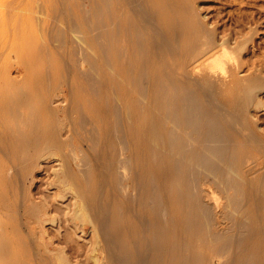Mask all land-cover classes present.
<instances>
[{
    "label": "rangeland",
    "instance_id": "1",
    "mask_svg": "<svg viewBox=\"0 0 264 264\" xmlns=\"http://www.w3.org/2000/svg\"><path fill=\"white\" fill-rule=\"evenodd\" d=\"M28 1L30 4V8L33 12V13L31 12L33 24L30 25V29H29L30 31L28 30L29 33L27 34L26 39L22 38V39H20V42L16 44V52L18 54H16L15 57L16 58L18 57L19 61L17 63H13L14 66L11 67L10 72L15 77V84H16L15 89H16V92H18L17 95L20 94V96H22V97L24 96L23 101H25V102L20 107L22 109V111H24V113L29 114V112H30L29 111L30 110L29 105L31 104V107L35 106V108L38 109L37 111L40 112L41 119L43 120L44 123H46V121H48L49 117H50V115L47 114L43 110L46 103H47L46 105L49 104L51 107H54V108L60 107L61 109H63V112L59 113V117L61 118V123L59 124L61 126H59V129L61 127V129H60L61 133L60 134H61L62 140L64 141V143H65V141H66V143L67 142L68 143L66 145L64 144V145H61L59 147H51L52 142H50V144H49L50 146L48 145V148H46V151L43 152L42 158L40 160L41 161V163H40L41 167L36 168L33 171V174H34L32 177L33 183L31 185V192H32L33 197L36 198L35 201H38L42 198H46L49 200L50 203L52 202V200H53V202H56V206L54 207V211H52V213H55V214L59 213L57 211V208L63 210V213L65 211H67V212H70L72 214L73 211L75 210V208L79 207V205L75 206V204L74 205L71 204V202L73 200L72 198L69 199V197L71 196V193L68 195H65L64 198L59 197L56 199L54 197L55 196L54 194L58 188V185H63L65 183H67L65 185H68V184L75 185V184H82V183L86 182V181H82L81 177L76 173H74V175L68 174L65 170L67 163L74 164L76 157H79L80 154H82L84 152H90V151L92 152V150H93L92 153H94V154L99 153V154H96V156L98 158H100L99 161L101 162V158L103 157V155L106 154L104 152H107L108 149H111L110 141L107 138H105L106 137L105 135L107 133V129L109 128L111 115H109L108 111H105V109L107 110L112 103L117 105V106L120 104L121 109L122 110L124 109L123 114L125 113L124 115H126V116L130 115L128 117V120L130 119L128 122L131 125L129 127V130H128L129 134H128V131H126V134H125V136H127V134H128V136H127V140H129L128 148L124 149V151H122V153H121V150H119V148L116 147L115 153L117 155H119V154L122 155L121 157L130 158L131 154H134L135 152H137L139 150L140 152H142V158L144 159V161L146 162L148 160L147 161L148 163L147 162L145 163L143 161V159L141 158V160H142L141 164L143 162V166H144L143 169L146 168L144 171H146L147 173H151L152 172L151 170L153 169V167H151L152 165L150 166V161L153 160L154 155L158 154L159 151H160L159 154H161V156H164L162 158L165 161H167V160H168V162L170 161V159H169L170 156H168V155L171 153L170 152L171 149H170V151H168L167 148L165 147V145L160 144L157 140H155V138L153 137V134H151V132L147 129H148L149 125L151 123H153L154 121L156 122L157 126H159L158 123L160 122L159 123L160 127H163V125H166V127L171 125V123L169 121H166L164 118L166 113L168 114V112L169 113L173 112L175 107H176L174 105H170L171 101H172L171 99L173 97L171 93L177 92L179 94V96H181L183 93H185L187 91V89L195 91L194 93L195 94L197 93V96L199 98H202L203 100H207L210 104V106L208 108H206L205 111L209 112V114L212 115L210 117V119L212 121H214V123H209V124L210 125L216 124L215 127L217 126L218 128H220L223 126V123H222V120L216 119V114H217L216 110L218 112L219 111L227 112L228 110L226 111V109H234L237 106H238L237 110L240 109L239 108L240 103L238 100L240 91L238 94L236 93V91H237V88H239V90H241V92H243L245 90V87L243 84L244 82H242L241 78L248 76L251 73L252 69L254 70V71L252 70V72H256V71L260 72L261 71L262 74H264V65H263L264 64V62H263L264 61V0H195V1L192 0L196 3V5L198 7L200 18L202 19V21L204 23V28L199 27V25L196 23L194 17L192 15H189L190 13L187 11L184 4L181 3L179 0H169V1L168 0H155L156 2L154 0H152L153 2H155V4L160 3L161 6H159V7H162L164 9V11H162L163 10L162 8L157 9V4L155 5V7L152 6L150 8L149 5L150 6H151V4L154 5V3H152V1L149 2L150 0H146V1L142 0L141 2H140V0H136L138 2V4L136 1L134 4L133 3L134 1H132V0H117V1L110 0L107 2L104 0H96V1L95 0H93V1L92 0H82L84 2H82L81 0H27V2ZM114 1H115V3H114ZM162 2H165L166 5L164 4V7L167 6L166 8L163 7ZM172 2H174L173 5H172ZM85 3H87V4H85ZM149 3H151V4H149ZM105 4H106V7H105ZM124 4H126V5H124ZM109 6H112V7H109ZM147 6L149 8H147ZM0 7H2V6H0ZM82 8H83V10H85V9L88 10L87 13H88V15L90 14V16H91V17L89 16V20H90L88 22L89 24H87L86 21H84L85 17L83 15ZM111 8H112V12L110 10ZM152 8L155 11L151 10ZM176 8H178L180 10L179 11L180 13L176 12V11H178V10H176ZM3 9L5 10L4 7H3ZM100 9H102V10H100ZM1 10H2V8H1ZM4 10H3V12H4ZM76 10H78V11H76ZM90 10L92 11V13ZM131 10H132V14H133L132 16H131ZM141 10L143 13L142 12L139 13V11H141ZM158 10H159V12H157ZM144 11H145V13H144ZM166 11H167V14H169V15H166ZM105 12H106V14H105ZM156 12L159 13L158 14L159 21L156 20L158 17L156 15ZM168 12H170L171 14ZM1 13L2 12H0V17L3 14V13L2 14ZM100 13L102 14V16ZM141 13L143 14L142 16L145 15L146 19H148V20L150 19L149 20L150 24L155 22V27H154V24L150 25L147 23V25H145L141 21V18H142ZM146 13L149 15L146 16ZM152 13H155V14L153 15ZM176 13H178V14H176ZM99 14H100V16H98ZM162 14L164 17L161 16ZM36 16H37V18L40 17L39 18V19H41L40 22H38V19H37V21L35 20ZM149 16H150V18H149ZM153 16H155L156 18ZM179 16L181 17L182 20L179 19L180 18ZM34 17H35V19H34ZM100 17H102V19H100ZM131 17H132V19H131ZM90 18H92V19H90ZM167 18L170 20H168ZM126 20H128V21H126ZM131 20H133V21H131ZM160 20H162L161 24L159 23ZM174 20L176 21V23H174L175 22ZM123 21H125L124 24H123ZM132 22H134V24H132ZM74 23L79 25L78 30H77V28H75L78 26L75 25ZM162 23H164V24L162 25ZM184 23H185V25H184ZM126 24H128L129 26ZM173 24H175V26ZM181 24H182V26H181ZM99 25H100L101 29L99 28ZM143 25H145V26H143ZM190 25H191V27H190ZM134 26H135V28H134ZM146 26H147V28L148 27L150 28V29H148V32L146 30L147 29ZM165 26H167V28ZM171 27L174 31H172ZM181 27L183 30H181ZM152 28L153 29L155 28V29L153 30ZM164 28L167 31H165ZM87 29H89V30H87ZM90 29L93 31H90ZM208 29L209 30L211 29V31L216 33L215 36H217V38L216 37L215 38H216V40L218 39L217 40L218 42H221L223 39L226 40L230 37L229 38L230 41L228 40V45L224 46L227 49L226 54H228L230 52L228 55L230 58L228 57L225 59H226V61H229V62H231L230 60H232V62H231V65L233 64L232 66H234L238 62H241V64H239L238 66L236 64L234 67V69L240 70L239 72H237L238 70H234L235 73H237V75H235V77H234L235 78L234 83H233V81H230V83H232V84L222 83V84L226 85L224 87L222 84H220V87H219V84L216 85L213 82H209V80H206L205 78L200 77L199 67H197V66H200V64L203 63L204 60H207V58H206L207 55L205 57H202L201 59L196 60V61L194 60V58L191 60V57L195 56L194 53L197 51L199 52V50H201L197 47L202 48L205 46L204 43L206 42V39L208 36L207 35L208 31H209ZM99 30H100V32H99ZM75 31L77 33H75ZM140 31H142V32H140ZM177 31H180V32H177ZM64 32H65V34H64ZM79 32H80V34H79ZM181 32H186L190 35H188L186 33L184 34ZM81 33H82V35H81ZM150 33H152V35ZM133 34H134V36H133ZM165 34H166V36H164ZM167 34H168L169 38H168ZM55 35H56V38H55ZM137 35H139V37L142 38L141 41L136 40ZM194 35H196V36L194 37ZM128 36H129V38H128ZM151 36H153V38ZM184 36H185V38H184ZM203 36L206 38H203ZM164 37H165V39L168 38L169 41L165 40ZM92 38H93V40H92ZM108 38H110V39H108ZM151 38L153 39L154 43H151V41H152ZM186 38L188 41L187 45H186L187 41L184 40ZM128 39H130V40H128ZM133 39H134V41H133ZM149 40H151V41H149ZM64 41L66 42V44L64 43ZM97 42L98 43L100 42V44H98ZM198 42L200 43L199 46L197 45V44H199ZM173 44L177 47V50H176V48H174L175 46H173ZM101 45H102V47H101ZM121 45H122V47H120ZM192 45H193V47H192ZM196 45H197V47H196ZM104 47H105V49H104ZM136 47H138L139 49ZM146 47H148V48L146 49ZM224 47H222V51H226V49ZM235 48H237V49H235ZM167 49H170V50H167ZM81 51H82V53H81ZM148 51H149V53H148ZM218 51H221V49H218ZM76 52H78V53H76ZM100 52L102 54H100ZM134 52H136L137 54H135ZM139 52L141 53L140 55L142 56V58H140L141 56L139 55ZM177 52H179V53H177ZM191 52H192V54H191ZM164 53H166V54H164ZM98 54L100 57H98ZM168 54L171 55V57H168ZM47 55H49V56L47 57ZM101 55L103 58L101 57ZM164 55H167V57ZM231 56H234V57H231ZM80 57L84 58V60ZM165 57L167 59H165ZM236 57L240 61L237 60L238 62H236ZM131 59H133V60H131ZM233 59H234V63H233ZM49 60H51V61L49 62ZM75 60H76V62H75ZM153 60L155 61L154 63H153ZM80 61H81V63H80ZM99 61H100V64H99ZM136 62H138L137 63L138 65L136 64ZM152 64H154V66L155 65H157V66L154 67ZM166 64H167V66H166ZM179 64H180V66H179ZM259 64L263 68H261ZM74 65H75V67H74ZM161 65H162V67L160 68ZM92 66H93V68H91ZM133 66H136V67H133ZM181 66H184L185 69H183V67H181ZM254 66H256V68ZM111 67H113V68H111ZM178 67H180V68H178ZM124 68H125V71H124ZM136 68H137V70H136ZM42 69H44V70H42ZM66 69H68L69 72ZM91 69H93V70H91ZM49 70H51V72ZM185 70H186V72H184ZM150 71H152V72H150ZM179 71H180V74L178 73ZM39 72L41 74L44 72L45 73L42 74L43 75L42 76ZM82 72H84V73H82ZM85 72H86V74H85ZM93 72H95V73H93ZM188 72L190 73L191 76L189 75ZM121 73L124 76L120 75ZM141 73H143L144 75ZM167 73L168 74L173 73V74L169 76ZM238 73H240V75ZM89 74H91L92 77ZM195 74H198V75H195ZM133 75L134 76L136 75V78H137V76H140L139 78L143 81V83L144 84L147 83L145 85V89H144L145 92L142 91L144 93H142L136 87V85L134 83L135 81H133V78H134ZM185 75H188L189 77H187ZM93 76H94V79H93ZM125 76H126V78H125ZM153 76H154V78H153ZM197 76H198V79H194ZM159 77H161L162 79ZM52 78H53V80H52ZM84 78H85V80H84ZM179 78H181V79L179 80ZM192 78L194 80H192ZM87 79L90 83H88ZM153 79H155V80H153ZM158 79H160V80L158 81ZM43 80H45V82ZM95 80H96V82H95ZM165 80L166 81L168 80L169 84H168V82H165ZM51 81H52V83H51ZM152 81H153V83H152ZM192 81H193V83H192ZM42 82H44V83H42ZM187 82H188V84L190 83L189 85H191V83H192L193 86L191 85L190 87H187L184 90L183 87H186ZM158 83H160V84H158ZM90 84H91V86H90ZM202 84H204V85H202ZM77 85H78V87H77ZM174 85H177V86H174ZM195 85H196V87H195ZM170 86H172V87H170ZM227 86L229 88H227V91H225V89H226L225 87H227ZM238 86H240V87H238ZM95 87L97 90L95 89ZM128 87H129V89H128ZM146 87H148V88H146ZM153 87H154V89H153ZM157 87H158V89H157ZM162 87H164L165 89L164 88L162 89ZM176 87H178V88H176ZM204 87H206L205 89H207V90H205ZM230 87H232V89ZM233 87H234V89H233ZM20 88H22V90H23L22 92H24V94L21 92L23 95L19 92V91H21ZM37 88L39 91L37 90ZM119 88H120V90H119ZM169 88H171V89L173 88L172 89L173 91ZM196 88H197V90H196ZM218 88H220L221 94L223 93L224 95L223 94L221 95L219 93V91L217 90ZM240 88H242V89H240ZM262 88L260 90H258L259 92L256 91V93H254L255 101H254V104H252L250 107V109H251L250 113H251V117L253 119L257 120V122H258L257 131H258V133H260V136L262 135V137H263V139H261V141L262 140L264 141V87H262ZM81 89H83L84 92ZM148 89H150V91H151L150 95H149V93L147 94V92H149ZM203 89L207 92L206 94L203 91ZM228 89H230L231 91H228ZM77 90L79 91V93H76ZM126 90H128V92ZM181 90L184 92H182ZM157 91H158V93H157ZM198 91H199V93H198ZM216 91H217V94H216ZM232 91H234V93ZM86 92L88 95L86 94ZM125 92H127V93H125ZM137 92H138V94H137ZM153 92H155V94ZM211 92H212V94H211ZM229 92L233 93V95L230 97L228 96ZM165 93H168V95L166 94L164 96L163 94H165ZM257 93H258V95H257ZM26 94H27V96H26ZM89 94L91 97L89 96ZM115 94H117V95L119 94V95L117 96ZM157 94H158V96L156 97ZM200 95H202V96H200ZM206 95H207L208 99H206L207 98V97H205ZM211 95L213 98L209 97ZM218 95H219V97H218ZM147 96L149 97V99ZM110 97L113 99V101ZM143 97H145V98H143ZM170 97H171V99H169ZM203 97H205V99ZM79 98H80V100H79ZM222 98H224L223 103L221 100ZM231 98H232V100H231ZM109 99H111V100H109ZM144 99H146V100H144ZM154 99L161 100L159 102L160 104H158L157 100L155 102ZM213 99H215V100H213ZM228 99L231 100V102ZM211 100L214 102H212ZM81 101H82V103H81ZM148 101H150V102H148ZM168 101H169V104H168ZM30 102H32V103H30ZM83 102H85L86 104ZM217 102H219V104ZM224 102L227 103V106H229L231 108L227 107ZM229 102L232 104H230ZM161 104H162V106H161ZM166 105H169V107L168 106L166 107ZM232 105H233V107H232ZM156 106H157L158 110L156 109ZM220 108H222V109L220 110ZM152 110H153V112H152ZM159 110L163 111L164 114L162 113L163 114L162 115L161 112H159ZM170 110H173V111H170ZM88 111H89V114H88ZM145 111H146V113H145ZM148 111L150 114L152 113L151 119H150V115H149ZM155 112H157L156 116H154ZM137 113L139 115L138 117H137ZM80 114H82L84 116V119L85 118L88 119V120L86 119L85 124H84L85 126H83V127L79 126V115ZM101 114H102V117L104 116L103 118L99 117V116H101ZM45 118H46V120H45ZM159 118H161L160 120L163 121L162 123L159 120ZM101 119H103V120H101ZM147 119L149 120V122L151 121L150 124H149ZM157 120H159V121L157 122ZM95 122L96 123L98 122V123L96 124ZM135 122H137V123L134 124ZM166 122H167V124H166ZM168 123H170V124H168ZM104 124L106 125V128H105ZM118 126H119L118 130H119L120 125H118ZM95 127H96V129H95ZM2 128H3V126L1 127V125H0V130H1L0 133H2ZM132 128H134V129H132ZM228 128L229 127H225V131L227 132L229 130L227 132V133H229V135L234 134V135L229 136V144L231 145L230 146V152L232 153L230 165L223 163L218 158L214 159V161L217 165V169H215V170H211V169H208L204 166L195 164L194 167L196 169L198 177L196 175V177L194 178L195 174H193V173H192L193 175L190 174L188 176V179L186 182V187L183 188L184 193H182V195H180L181 197L177 196V198L174 199V201H175L174 203L170 202L172 200H169V199H171L170 198L171 197V187H169V185L172 186V184L169 182L168 179L163 177L164 175H162V172H161V179L163 178L161 181L162 185L167 181L169 183L167 182L168 184L166 183L165 186L164 185L162 186L163 187L162 191L163 190L164 191L162 192V195L160 196L159 201L161 202L162 207L164 205L163 209L166 207L165 208L167 210L166 217L168 218V220H170V218L172 219L173 217H175L174 215L177 214L175 217L176 221H178V222H176V224L178 225L177 231L178 230L180 231V232L178 231L179 232L178 235L180 237H182L181 239H183V243H184V239L187 238V235H189L191 237L190 239L192 241H193V238L195 239L194 242H192V244L195 243L194 245L198 246L200 248V250L202 252L201 255L205 259L203 262L204 264H213V263L214 264H217V263L221 264V258L219 256H214V255L210 256L207 253V250L209 249V247H211L213 244L216 243L215 240H210L213 237V236L211 237V235L214 233H217L219 235H223V236L234 241L233 249L229 253H227V254H229V264L232 263L233 259L235 262L233 261L232 264H264V233H263L264 232V205H263L264 204V185H263L264 184V181H263L264 180V155H263V152L258 147V145H256V143L252 142L251 140L248 141L249 139L246 136L247 133H245L246 135H241V134L239 135L236 132L232 133L233 130L231 129V127L229 129ZM140 129H142V130H140ZM144 131H146V132H144ZM187 131L188 130H185L184 132L187 133ZM78 132H80V134ZM138 132H139V134H138ZM121 133H124V132H121ZM145 133H147L148 135H146ZM93 134L97 135L101 140H103V138L106 139L108 142V143L106 142L107 146L104 143V144H100V150L97 148L98 146L97 147L95 146L96 148H94V146L91 145L93 143V140H91ZM100 134H102L101 136H103V137H100ZM118 134H120V132ZM134 135H136V136H134ZM145 135L147 136V142H146V136ZM5 136L6 135H2L0 137L1 142L3 141L1 144L3 145V147L4 146L7 147L6 149H8L7 151H9L10 147L7 145L9 141L7 140V138ZM197 136H198V134L194 133V135L192 136L193 137L192 141ZM233 136H235V137H233ZM135 138L137 140L140 139L139 140L140 149H139V147L135 148V146L133 145V140ZM141 138L145 142L143 140L141 141ZM5 140H6V142H4ZM148 141H149V145H147ZM5 143H7V144H5ZM187 143L188 142H186V144ZM237 144L238 145L241 144V145L238 147ZM251 144H252V146H251ZM159 145L162 147H160ZM146 146L148 148L147 151H146ZM196 146L200 147L201 145L199 146V144L196 143ZM142 147H143V150H142ZM144 147H145V149H144ZM233 147L235 150L232 149ZM149 148H150V151H149ZM160 148H162V149H160ZM94 149H95V151H94ZM168 149H169V147H168ZM246 149H248V150H246ZM102 151H103V153H102ZM234 151L237 153H234ZM11 153L12 154H9L10 157L9 156L6 157L5 155L2 154L3 156L0 157L1 160L7 164H9L8 162L13 161V163L15 164V155L13 154V152H11ZM182 153L186 155L185 151H182ZM164 154H166V156ZM145 156L148 157V159H145L146 158ZM10 158H12L14 160H10ZM8 159H9V161H8ZM232 162L234 163V165ZM146 164H148V165H146ZM145 166H147V167H145ZM74 169L76 170L75 167H74ZM187 174H188V172H187ZM238 175L239 176L241 175L240 176L241 178L238 177ZM234 176L238 180V184H237L238 187L236 188V186L235 187L232 186V187H234V189H233L230 187V180ZM192 178H194V180L196 181V186L194 185L195 181L192 180ZM71 179L73 181H71ZM15 180L14 179L12 180L13 181L12 186H16L17 179H15ZM163 180H165V181H163ZM191 180H192V183H190ZM74 182H75V184H73ZM121 183L125 185L128 183V181L126 179L125 180L123 179V180H121ZM241 183L243 185H241ZM258 183L261 184V187H260V184H258ZM239 184H240V187H239ZM240 188H242L243 190ZM237 189L240 191V196L242 194V197H240L241 198L240 200L239 199L234 200L231 196V194H234V192H236L235 190H237ZM191 190H192V192H190ZM245 191H247V194ZM169 192H170V194H169ZM190 193H191V195H190ZM164 195L166 196V198L168 197L169 199H166L167 201L165 200L164 202H162L165 199ZM9 198L12 199V194H9ZM196 201L201 202L202 205L205 204L204 206H206V212L210 218L211 230L209 229V236H208V231L206 229H203V227L201 226L200 219L198 222V226L194 231H191V232L187 231L188 217H186V216H188L189 211L192 210L194 212L197 210V207L195 206ZM171 203H172V206H171ZM191 204H193V205H191ZM169 210H171L173 212L172 213L173 215L169 214V213H171V211H169ZM259 216H261V217H259ZM128 219H130V220H128ZM129 221L131 222V224ZM67 223H68V221H64L63 223L47 221L44 223V227H42V226L40 227L37 222L31 221L32 227L29 228V231H31L33 234H35V233L36 234H42L44 236H49V237L53 238V241H51V240H48V241L52 242V244L50 245L51 246L50 250L54 251V246H53L54 244L59 245V246H63L62 235L64 234V232L66 231V229L68 227H69L68 229L71 228L70 226H67ZM123 223L125 224L124 226H126V227H129L133 224L132 218L129 216V214L128 215L125 214L123 216ZM182 223H184V224H182ZM78 224L80 225L79 232L77 234L73 235V241H72L75 248L77 249L78 253L76 255L72 256L71 264L72 263L73 264H95V262L93 260L88 259L86 256V251H88V249L91 247V245H93L94 240L96 239V237L94 236V232L92 230V225L89 224V225H85V227H84L83 220H80L78 222ZM182 225L184 226V228ZM44 229L46 230V234L42 232V230H44ZM210 231L212 232V234ZM195 232L197 235L195 234ZM200 233H202V234L200 235ZM203 234H205L209 238H207L205 240L202 237V236L205 237V235H203ZM245 234H246V236H245ZM238 237L240 239H238ZM100 238H103V237H100ZM241 238H243L244 240H242ZM245 239H246V243L244 242ZM239 240L242 242H240ZM207 242H209V243H207ZM243 242H244V245L242 244ZM239 243H240V245H239ZM202 244H203V246H202ZM229 244H230L229 242L226 243V245L223 248V253L228 250V248L230 246ZM235 245H237V246H235ZM239 246H241V247H239ZM204 253H205V255H204ZM231 254H234L236 259ZM98 256H99L98 257L99 258V262H98L99 264H107V260L105 261V259H103L102 256H100V255H98ZM249 259H250V261H249Z\"/></svg>",
    "mask_w": 264,
    "mask_h": 264
},
{
    "label": "bare ground",
    "instance_id": "2",
    "mask_svg": "<svg viewBox=\"0 0 264 264\" xmlns=\"http://www.w3.org/2000/svg\"><path fill=\"white\" fill-rule=\"evenodd\" d=\"M104 1L107 2L110 0H104ZM115 1H117V0H115ZM115 1H114V3H115ZM132 1H134L133 3L135 4L136 0H132ZM141 1L142 0H140V2ZM144 1H146V0H144ZM151 1L152 0H150L149 2H151ZM179 1L184 4L187 11L190 13L189 15H192L194 17V19H195L196 23L199 25V27L204 28V23H203L202 19L200 18L198 7H197L196 3L194 2L195 0L194 1H192V0H179ZM82 2H84V1H82ZM155 2L152 1V3H154V5L149 3V4H151V6L149 5V7L150 8L152 6L155 7V5L157 4V3L155 4ZM162 3H163V7H164L165 2H162ZM173 3L174 2H172V5H173ZM85 4H87V3H85ZM106 4H105V7H106ZM137 4H138V2H137ZM124 5H126V4H124ZM0 6H2V7H0V12L3 13V14L1 13L2 15L0 17V125H1V127L3 126L2 133H0V137L2 135H6L5 137L7 138V140L9 142L7 141L8 144L7 143H5V144H7L10 147L9 151H7L8 150V149H6L7 147H5V146H4L5 148L3 147V145L1 144L3 141L1 142V139H0V157L3 155H5L6 157H8V156L10 157L9 154H12L11 152H13V154L15 155V164L13 163V161L8 162L9 164H7V163L3 162L0 158V264H71L72 256H74L78 253L77 249L75 248L72 241H73V235H75L79 232L80 225L78 224V222L80 220H83L84 227H85V225H89V224L92 225V230L94 232V236L96 237V239L94 240L93 245H91V247L88 249V251H86V256L88 259L93 260L95 262V264H99L98 263L99 262V258H98L99 256L98 255L102 256L103 259H105V261L107 260V264H204L203 262L205 259L201 255L202 252H201L200 248L198 246H195L194 245L195 243L192 244V242H194L195 239L193 238V241H192L190 239L191 237L189 235H187V238L184 239V243H183V239H181L182 237H180L178 235L180 231L179 230H178L179 232L177 231L178 225L176 224V222H178V221H176V218H175L177 214L174 215L175 217L172 216L173 218L172 219L170 218V220H168V218L166 217V212H167V210L165 209L166 207L164 208L165 209L164 210L163 209L164 205L162 207V204L159 201V198L162 195V192L164 191V190L162 191V189H163L162 186L163 185L165 186V184L168 181L162 185L161 181L163 178L161 179V172H162V175H164L163 177L168 179L169 182L172 184V186L169 185V187H171V197H170L171 199H169L168 197L166 198V196L164 195L165 199L162 202H164L166 199H169V200H172L170 202L174 203L175 202L174 199H176L177 196L179 197L180 195H182V193H184L183 188L186 187V182H187L188 176L193 173V174H195L194 178L196 177L197 172H196V169L194 167L195 164L204 166V167L211 169V170H215V169H217V165H216L214 159L218 158L223 163L230 165L232 153L230 152V146L231 145L229 144V136L234 135V134L229 135V133H227L229 131L228 129L230 127L233 130L232 133L236 132L239 135L240 134L246 135L245 133H247L246 136L249 139L248 141L251 140L252 142L256 143V145H258V147L260 148V150L263 152V155H264V141L263 140L261 141V139H263V137H262V135L260 136V133H258V131H257V126H258L257 120L253 119L251 117V113H250V110H251L250 107L252 104H254V101H255L254 93H256V91H258L262 87H264V74H262L261 71L257 72L256 70H255L256 72H252V70H253L252 69L251 73L248 76L244 75L245 77L241 78L242 82H244L243 84H244L245 90L243 92H241V90H239V88H237L238 92L236 91L237 94L240 91L239 99H238L239 103H240V107H239L240 109L237 110L238 106L236 105L237 107L234 109H226V111L228 110L227 112H222V111L218 112L216 110V112H217L216 119L222 120V123H223V126L220 128H218L217 126L215 127L216 124H212V125L209 124V123H214V121H212L210 119V117L212 115L209 114V112L205 111L206 108H208L210 106V104L207 100H203L202 98H199L197 96V93L196 94L194 93L195 91L187 89V91L185 93H183L181 96H179V94L177 92L171 93L173 97H172V99H171V97L169 98L172 100L170 105H174L176 107H175L174 111L170 110L173 112H170V113L168 112V114L166 113V115L164 117L166 121H169L171 123V125H169L167 127H166V125H163V127H160V124H159L160 122L158 123L159 126H157L155 121L150 124L151 121L149 122V120L147 119L149 124H150L147 130H149L151 132V134H153V137L155 138V140H157L160 144L165 145V147L167 148L168 151H170V149H171V151H170L171 153L170 152H169L170 154L168 153L169 154L168 156H170L169 162H168V160L165 161L162 158L164 156H161V154H159L160 151L158 152V154L154 155L153 160L150 161V166L152 165L151 167H153V169L151 170L152 171L151 173H147L146 171H144L146 168L143 169L144 168L143 162L141 164L142 152H140L139 150L137 152H135L134 154H131L130 158H124V157H121L122 155H120V154L117 155L115 153L116 147H118L119 150H121V153H122V151H124V149L128 148L129 140H127V136L129 134L128 130H129V127L131 125L128 122L130 120V119L128 120V117L130 115L127 114L128 116H126V115H124L125 113L123 114L124 109L123 110L121 109L120 104L117 106L113 103L112 104L110 103L111 105L109 106V108L107 110L105 109V111H108L109 115H111L109 128L107 129V133L105 135L106 136L105 138H107L110 141L111 149H108L106 147L108 150L106 149L107 152H104L106 154L103 155V157L101 158V162L99 161L100 158H98L96 156V154H99V153L94 154V153H92L93 152V150H92V152L91 151L90 152H84V153L80 154L79 157H76L74 164L67 163L66 169H65L66 172L68 174H73V175H74V173H76L81 177L82 181H86V182L82 183V184H75V182H74L73 184H75V185H71V184L65 185L67 183H65L63 185H58V188L55 191L54 197L56 199L59 197L64 198L65 195H68L71 193V196L69 197V199L70 198L73 199L71 204H73V205L75 204V206L79 205V207L75 208V210L73 211L72 214L70 212H67V211H65L63 213V210L57 208V211L59 213L55 214V213H52V211H54V207L56 206V202H53V200H52L53 203L52 202L50 203L49 200L46 198H42L38 201H35L36 198H34L32 195L31 185L33 183V181H32V177L34 175L33 171L36 168L41 167V165H40L41 161L40 160L42 158L43 152L46 151V148H48V145L50 144V142H52L51 147H59L61 145H64V144L66 145L68 143V142L66 143V141L64 143V141L62 140L61 134H60L61 133L60 132L61 127L59 129V126H61V125H59L61 123V118L59 117V113L63 112V109H61L60 107H57V108L51 107L49 104L46 105L47 103L45 102L46 104H45L43 110L47 114H49L50 117H49V120L46 121V123H44L43 120L41 119L40 112L37 111L38 109H36L35 106L31 107V104L29 105V109H30L29 114L24 113V111H22V109L20 108L22 106V104L25 102V101H23L24 96L22 97V96H20V94L17 95L18 92H16V89H15V87H16L15 77L10 72V69H11V67L14 66L13 63H17L19 61V58L15 57V55L18 54L16 52V44L20 42V39H22V38L26 39L27 34L29 33L28 30L30 29V25L33 24V22H32L33 19L31 16L32 10L30 8L29 1L27 2V0H0ZM159 6H161L160 3L157 4V9L162 8ZM3 7L5 8V10L3 9ZM109 7H112V6H109ZM149 7L147 6V8H149ZM166 7H164V8H166ZM1 8H2V10H1ZM3 10H4V12H3ZM82 10H83V8H82ZM100 10H102V9H100ZM110 10L112 12V8ZM142 10L139 11V13L142 12ZM151 10H153V8ZM176 10H178L176 12L180 11L178 8H176ZM76 11H78V10H76ZM87 11L88 10L85 9L82 12H83V15L85 17L84 21H86V23L89 24L88 22L90 21L89 20L90 14L88 15ZM153 11H155V10H153ZM162 11H164V9ZM157 12H159V10ZM157 12H156V15L158 16L159 13H157ZM91 13H92V11H91ZM142 13H141L142 18L140 17L141 21L145 25H147V23L150 24L149 23L150 19L149 20L146 19L145 15L142 16L143 15ZM144 13H145V11H144ZM168 13H170V12H168ZM100 14L98 16H100ZM105 14H106V12H105ZM152 14L154 15L155 13H152ZM176 14H178V13H176ZM132 15L133 14H132V10H131V16ZM148 15L149 14L146 13V16H148ZM166 15H169V14H167V11H166ZM101 16H102V14H101ZM161 16H163V14ZM153 17H155V16H153ZM39 18L40 17L37 18V16H36V19H35V17H34V19L36 21L38 19V22H40L41 19H39ZM149 18H150V16H149ZM158 18H159V16L157 17L156 20L159 21ZM90 19H92V18H90ZM100 19H102V17H100ZM131 19H132V17H131ZM179 19L182 20L181 17ZM162 20H160V22H159L160 24H161ZM168 20H170V19H168ZM126 21H128V20H126ZM131 21H133V20H131ZM124 23H125V21H123V24ZM174 23H176V21ZM132 24H134V22H132ZM151 24H154V27H155V22L151 23ZM163 24L164 23H162V25ZM75 25H77V24H75ZM126 25H128V24H126ZM145 25H143V26H145ZM173 25L175 26V24H173ZM184 25H185V23H184ZM77 26L78 27H75V26L74 27L77 28V30H78L79 25H77ZM181 26H182V24H181ZM165 27L167 28V26H165ZM190 27H191V25H190ZM99 28H100V25H99ZM134 28H135V26H134ZM146 28H147V26H146ZM148 29H150V28L148 27L146 29L147 32H148ZM171 29H172V27H171ZM87 30H89V29H87ZM164 30H165V28H164ZM181 30H183L182 27H181ZM90 31H93V30L90 29ZM165 31H167V30H165ZM172 31H174V30L172 29ZM99 32H100V30H99ZM140 32H142V31H140ZM177 32H180V31H177ZM75 33H77V32L75 31ZM181 33L185 34L186 32H181ZM64 34H65V32H64ZM79 34H80V32H79ZM150 34L152 35V33H150ZM186 34H188V33H186ZM81 35H82V33H81ZM188 35H190V34H188ZM207 35L208 36H207L206 42L204 43L205 46L202 48L197 47V45L198 46L200 45V43L198 42L199 44H197L196 47L201 49V50H199V52L196 50L198 53L195 52L194 53L195 56L191 57V60L194 58V60L196 61V60L201 59L202 57H205L207 55L206 56L207 60H204V62L201 63L200 66H197V67H199L200 77L205 78L206 80H209V82H213L216 85L219 84V87H220V84H222V83L228 84V83H230V81H233V83H234V79H235L234 77H235V75H237V73H235L234 70H238L237 72L240 71L239 69H234V67L236 64H237V66L239 64H241V62H238L240 60L237 59V57H236V62H238V63L235 62L236 64L234 66H232L233 65V64L231 65L232 60H230L231 62H229V61H226V59H225V58L229 57L228 55L230 52L228 54H226L227 49L224 46L228 45V40L230 37L229 38L227 37L228 39H226V40L223 39L224 40V41L222 40L223 42L221 40H220L221 42H218L217 41L218 39L216 40L217 36H215L216 33L211 31V29L208 31ZM133 36H134V34H133ZM164 36H166V34ZM167 36H168V34H167ZM195 36L196 35H194V37ZM151 37L153 38V36H151ZM55 38H56V35H55ZM128 38H129V36H128ZM168 38H169V36H168ZM168 38L165 39V37H164L165 40H168ZM184 38H185V36H184ZM203 38H206V37L203 36ZM108 39H110V38H108ZM92 40H93V38H92ZM128 40H130V39H128ZM136 40L141 41L142 38L139 37V35H137ZM184 40L187 41V38ZM133 41H134V39H133ZM149 41H151V40H149ZM64 43L66 44L65 41H64ZM151 43H154L153 39H152ZM187 43H188V41L186 42V45H187ZM98 44H100V42ZM102 45H101V47H102ZM173 46H175V45L173 44ZM120 47H122V45ZM192 47H193V45H192ZM222 47H224L226 49V51H222ZM136 48H138V47H136ZM147 48L148 47H146V49ZM174 48H176V50H177L176 46ZM104 49H105V47H104ZM218 49H221V51H218ZM235 49H237V48H235ZM167 50H170V49H167ZM192 52H191V54H192ZM76 53H78V52H76ZM81 53H82V51H81ZM134 53L137 54L136 52H134ZM148 53H149V51H148ZM177 53H179V52H177ZM100 54H102V53L100 52ZM140 54L141 53L139 52V55ZM164 54H166V53H164ZM48 56L49 55H47V57ZM164 56L167 57V55H164ZM98 57H100L99 54H98ZM101 57H102V55H101ZM166 57H165V59H167ZM168 57H171V55L168 54ZM231 57H234V56H231ZM80 58H82V57H80ZM140 58H142V56ZM82 59L84 60V58H82ZM234 59H233V63H234ZM131 60H133V59H131ZM50 61L51 60H49V62ZM75 62H76V60H75ZM154 62L155 61L153 60V63ZM80 63H81V61H80ZM137 63L138 62H136V64ZM99 64H100V61H99ZM152 65L154 66V64H152ZM155 66H157V65H155ZM166 66H167V64H166ZM179 66H180V64H179ZM74 67H75V65H74ZM133 67H136V66H133ZM161 67H162V65L160 66V68ZM181 67H183V69H185L184 66H181ZM254 67L256 68V66H254ZM260 67L263 68L261 65H260ZM91 68H93V66ZM111 68H113V67H111ZM178 68H180V67H178ZM68 69H66V70H68ZM42 70H44V69H42ZM91 70H93V69H91ZM136 70H137V68H136ZM49 71L51 72V70H49ZM124 71H125V68H124ZM68 72H69V70H68ZM86 72H85V74H86ZM150 72H152V71H150ZM184 72H186V70ZM44 73H42V74H44ZM82 73H84V72H82ZM93 73H95V72H93ZM178 73L180 74V71ZM141 74H143V73H141ZM172 74H168V75L170 76ZM238 74L240 75V73H238ZM89 75H91V74H89ZM120 75L124 76L122 73ZM189 75H190V73H189ZM195 75H198V74H195ZM185 76L189 77L188 75H185ZM91 77H92V75H91ZM139 77L140 76H137V78H136V75H135L133 78V81H135L134 83H135L136 87L142 92L145 89V85L147 84L146 83L147 81L145 82L146 84H144L143 81ZM125 78H126V76H125ZM153 78H154V76H153ZM159 78H161V77H159ZM93 79H94V76H93ZM180 79L181 78H179V80ZM194 79H198V76ZM194 79L192 78V80H194ZM52 80H53V78H52ZM84 80H85V78H84ZM153 80H155V79H153ZM159 80L160 79H158V81ZM43 81L45 82V80H43ZM87 81H88V79H87ZM44 82H42V83H44ZM95 82H96V80H95ZM165 82H168V84H169L168 80L167 81L165 80ZM51 83H52V81H51ZM88 83H90V82L88 81ZM152 83H153V81H152ZM192 83H193V81H192ZM192 83H191V85H192ZM158 84H160V83H158ZM189 84L187 82L188 86L186 85V87H183V89L185 90L187 87H190L191 85H189ZM224 84H222L223 87L226 86ZM230 84H232V83H230ZM202 85H204V84H202ZM90 86H91V84H90ZM174 86H177V85H174ZM77 87H78V85H77ZM170 87H172V86H170ZM195 87H196V85H195ZM238 87H240V86H238ZM146 88H148V87H146ZM163 88L164 87H162V89ZM176 88H178V87H176ZM205 88L206 87H204V89ZM225 88H226L225 91H227V88H229V87L227 86ZM230 88L232 89V87H230ZM95 89H96V87H95ZM128 89H129V87H128ZM153 89H154V87H153ZM157 89H158V87H157ZM169 89H171V88H169ZM204 89H203V91L206 94L207 92L205 90H207V89H205V90ZM233 89H234V87H233ZM240 89H242V88H240ZM20 90L21 91H19V92L21 93L23 90H22V88H20ZM37 90H38V88H37ZM81 90H83V89H81ZM119 90H120V88H119ZM148 90H149V92H147V94L149 93V95H150L151 91H150V89H148ZM196 90H197V88H196ZM217 90L221 94L220 88H218ZM126 91L128 92V90H126ZM228 91H231V90L228 89ZM83 92H84V90H83ZM127 92H125V93H127ZM144 92H142V93H144ZM182 92H184V91H182ZM212 92H211V94H212ZM232 92L234 93V91H232ZM232 92L231 93L229 92V94H228L229 97L233 95ZM22 93L24 94V92H22ZM76 93H79V91L77 90ZM153 93L155 94V92H153ZM157 93H158V91H157ZM198 93H199V91H198ZM86 94H87V92H86ZM137 94H138V92H137ZM166 94L168 95V93H165L163 95L165 96ZM216 94H217V91H216ZM115 95H117V94H115ZM202 95H200V96H202ZM257 95H258V93H257ZM26 96H27V94H26ZM89 96H90V94H89ZM157 96H158V94L156 95V97ZM205 97H207V95ZM205 97H203V98L205 99ZM209 97H212V95ZM218 97H219V95H218ZM143 98H145V97H143ZM232 98H231V100H232ZM111 99H109V100H111ZM148 99H149V97H148ZM206 99H208V97ZM223 99L224 98L221 99L222 103H223ZM79 100H80V98H79ZM144 100H146V99H144ZM156 100L158 101V104H160L159 102L161 100L154 99L155 102H156ZM213 100H215V99H213ZM231 100H229V101L231 102ZM112 101H113V99H112ZM148 102H150V101H148ZM212 102H214V101H212ZM30 103H32V102H30ZM81 103H82V101H81ZM83 103H85V102H83ZM217 103L219 104V102H217ZM168 104H169V101H168ZM225 104L227 106V103H225ZM230 104H232V103H230ZM161 106H162V104H161ZM167 106L169 107V105H166V107ZM227 107H229V106H227ZM232 107H233V105H232ZM222 108H220V110ZM229 108H231V107H229ZM156 109L158 110L157 106H156ZM146 111H145V113H146ZM152 112H153V110H152ZM157 112H155L154 116H156ZM159 112H161V114L163 113V111H160V110H159ZM148 113H149V111H148ZM88 114H89V111H88ZM149 115H150V119H151L152 113L151 114L149 113ZM138 116L139 115L137 113V117ZM99 117L101 118L102 114ZM86 119L87 118L84 119V116L82 114H80L79 115V126H81V127L85 126L84 124H85ZM160 119L161 118H159V120ZM45 120H46V118H45ZM101 120H103V119H101ZM159 120H157V122ZM162 122L163 121H161V123ZM136 123L137 122H135L134 124H136ZM170 123H168V124H170ZM166 124H167V122H166ZM118 125H120L119 130H118V127H119ZM225 127H229L227 129L228 130L227 132L225 131ZM105 128H106V125H105ZM95 129H96V127H95ZM132 129H134V128H132ZM140 130H142V129H140ZM185 130H188L187 133L184 132ZM126 131H128L127 136H125ZM119 132L121 135L118 134ZM121 132H124V133H121ZM144 132H146V131H144ZM78 133L80 134V132H78ZM147 133H145V134L148 135L149 133L148 134ZM194 133H197L198 136L192 141V138H193L192 136L194 135ZM102 134H100V137H103V136H101ZM138 134H139V132H138ZM134 136H136V135H134ZM233 137H235V136H233ZM142 138H141V141L143 140ZM135 139L133 140V145L135 146V148L139 147V149H140V145H139L140 139H138V140L137 139L135 140ZM91 140H93V143L91 145H93L94 148H96L98 146L97 148L99 150H100V144L105 143V145H106V142H107L106 139L103 138V140H101L97 135H94V134L92 135ZM4 142H6V140ZM146 142H147V136H146ZM186 142H188L187 143L188 145L186 144ZM196 143L199 144V146L200 145L201 146L200 147L196 146ZM147 145H149V141H148ZM240 145H238V147ZM251 146H252V144H251ZM160 147H162V146H160ZM168 147H169V149H168ZM144 149H145V147H144ZM160 149H162V148H160ZM232 149H234V147ZM142 150H143V147H142ZM147 150H148V148L146 146V151ZM246 150H248V149H246ZM94 151H95V149H94ZM149 151H150V148H149ZM182 151H185L186 155L183 154ZM102 153H103V151H102ZM234 153H237V152L234 151ZM166 154H164V155L166 156ZM145 159H148V157H146ZM10 160H14V159L10 158ZM8 161H9V159H8ZM143 161H144V159H143ZM146 165H148V164H146ZM233 165H234V163H233ZM74 167L76 168L77 171L74 169ZM145 167H147V166H145ZM187 172H188V174H187ZM240 176L238 175V177H240ZM197 177H198V175H197ZM194 178H192V180H194ZM13 179L14 180L17 179L16 186H12V182H13L12 180ZM123 179L124 180L126 179L128 181V183L125 185L122 184L121 180H123ZM165 180H163V181H165ZM192 180L190 183H192ZM71 181H73V180L71 179ZM194 183L193 184L196 186V181ZM237 184H238L237 178L235 176L232 177V179L230 180V187L234 189V187L236 186V188H237L238 187ZM258 184H260V183H258ZM241 185H243V184L241 183ZM232 186H234V187H232ZM239 187H240V184H239ZM260 187H261V184H260ZM238 189L235 190L236 192H234V194H231V196L234 200L235 199L240 200L241 199L240 197H242V194L240 196V191ZM240 189H242V188H240ZM190 192H192V190ZM245 192L247 194V191H245ZM9 194H12V199L9 198ZM169 194H170V192H169ZM190 195H191V193H190ZM191 205H193V204H191ZM204 205H202L201 202L196 201L195 206L197 207V210L194 212L191 210V211H189L188 216L185 215L186 217H188L187 231H189V232L194 231L197 228L198 222L200 219L201 226L203 227V229H206L208 231V236H209V229L211 230L210 218L207 215L206 206H204ZM171 206H172V203H171ZM169 211H171V210H169ZM172 213L173 212L171 211V213H169V214L173 215ZM125 214H127V215L129 214V216L132 218L133 224L129 227L124 226L125 222L123 223V216ZM259 217H261V216H259ZM128 220H130V219H128ZM31 221L37 222L40 227L41 226L44 227V223L47 221L61 222V223H63L64 221H68L67 226H70L71 228L68 229L69 228L68 227L66 229V231L64 232V234L62 235L63 246H59V245L54 244L53 245L54 251H51L50 245L52 244L51 241H53V238H51L49 236H44L42 234H36V233L33 234L31 231H29V228L32 227ZM130 224H131V222H130ZM182 224H184V223H182ZM183 228H184V226H183ZM42 232L46 234L45 229L42 230ZM195 234H196V232H195ZM201 234L202 233H200V235ZM211 234H212V232H211ZM203 235H205V234H203ZM208 236L205 235V237L204 236H202V237L206 240L207 238H209ZM245 236H246V234H245ZM100 237H103V238H100ZM211 237H212V239H210V240H215L216 243L213 244L211 247H209V249L207 250V253L210 256H213V255L219 256L221 258V264H229V254H227V253H229L233 249L234 241L223 236V235H219L217 233L212 234ZM238 239H240V238L238 237ZM241 239L244 240L243 238H241ZM48 240H51V241H48ZM228 242L230 243L229 244L230 246H229L228 250L223 253V248L226 245V243H228ZM240 242H242V241H240ZM244 242L246 243V239ZM244 242L242 243L243 245H244ZM207 243H209V242H207ZM237 245H235V246H237ZM239 245H240V243H239ZM202 246H203V244H202ZM239 247H241V246H239ZM234 254H231V255L234 256ZM204 255H205V253H204ZM235 259H236V257H235ZM233 261H234V259L232 260V263H233ZM249 261H250V259H249Z\"/></svg>",
    "mask_w": 264,
    "mask_h": 264
}]
</instances>
